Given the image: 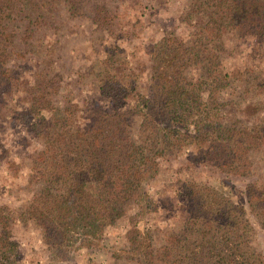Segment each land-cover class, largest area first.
Here are the masks:
<instances>
[{"label":"trees","instance_id":"1","mask_svg":"<svg viewBox=\"0 0 264 264\" xmlns=\"http://www.w3.org/2000/svg\"><path fill=\"white\" fill-rule=\"evenodd\" d=\"M175 1L188 36L162 30L141 56L137 44L118 40L138 37L142 19L124 29L119 9L157 17L163 0H0V114L8 109L40 143L26 155L29 199L0 207V264L20 257L16 221L39 231L51 264L80 250L89 263L98 254L110 264H264L255 246L257 227L264 236V179H250L264 151V66L251 54L242 66L226 64L240 51L228 39L264 46V0ZM73 22H83L92 56L78 79L108 103L83 126L72 101L53 106L68 71L55 58ZM23 62L37 65L27 68L26 107L15 109L9 95ZM184 156L185 165H170ZM208 167L249 178L238 200L200 177ZM163 173L178 215L157 238L146 222L157 209L149 186ZM120 224L121 245H110L107 233Z\"/></svg>","mask_w":264,"mask_h":264},{"label":"rangeland","instance_id":"2","mask_svg":"<svg viewBox=\"0 0 264 264\" xmlns=\"http://www.w3.org/2000/svg\"><path fill=\"white\" fill-rule=\"evenodd\" d=\"M182 5L183 3L180 1L163 0L157 17H151L148 15L149 10H144L140 6L123 3L122 8L119 9V13L121 17L120 24L124 29L128 26L126 23L128 19L134 20L136 17H140L142 21L137 25L136 31L139 35L138 37L128 40L126 36H121L118 41L122 42L124 39L123 43L125 44L128 41L132 44H137L141 50V56H143L149 44L162 34V30L170 29L176 32L177 35L186 38L190 28L186 23L178 19V15L182 11ZM142 11L146 13L143 17L141 16ZM62 32L64 37L61 38L60 43H62V47L65 50L60 49L58 52L59 56L55 58V61L62 64L61 66L67 67L68 71L62 74L64 78L63 88L60 90L53 106L54 109H57L66 105L67 102L72 101L75 105V122L83 126L84 123L90 122L88 120L90 111L106 109L108 108V103L90 88L88 82L84 83V79H78L80 70H83L85 64L89 63L92 58L87 47L89 34L86 32L83 22H73L70 29L67 28ZM130 32L132 33L133 31L130 29ZM56 38L57 35L52 36V39L55 40ZM234 42L239 44L240 51L226 60L227 66H242L248 54L252 55L253 61H255L254 63L264 66V46L257 47L251 38H245L239 41L228 39L229 45H232ZM71 48L75 49V51H71ZM254 48H257V50H254ZM23 64L25 67L17 69L18 71H22V83L17 90L9 95L10 99H12L10 100V107H14L15 109L26 107L27 94L25 89L30 80L27 68L32 69L37 65L36 62H23ZM140 72L141 88L147 89L145 69H142ZM262 99L264 101V97ZM11 115L8 109H4L0 114V207L7 206L15 208L30 197V191L26 185V155L39 148L40 143L26 123L17 119L15 120ZM255 156L254 173L250 179L261 180L264 179V166L262 165L264 151L261 154H255ZM186 157L176 158L170 165L178 167L185 165ZM12 164H18V166L13 167ZM176 175L173 176V179ZM180 175L182 177L184 176L182 172H180ZM167 177H169V174L163 173L158 184H151L149 186L150 196L156 202L157 209L147 216L146 222L147 226L153 230L154 236H157V238L162 234V231L158 232V230H161L169 222L175 223L176 219L174 217L178 215V213L175 215L173 213L175 210L177 211L178 207L175 208V204L179 201L174 197L173 188L168 183L172 178ZM200 177L209 181L211 184L219 185L236 200L239 199L237 194L239 195V191L243 189V184L249 180V178L225 176L209 167L200 173ZM173 205L174 207L172 208L171 206ZM165 206L167 208H164ZM12 231L14 239L18 242V251L20 253V257L15 264H51L48 262L37 229H34L30 225L25 226L19 221H16L12 226ZM123 233L124 226L121 224L117 225L108 231L106 236L108 243L115 246L121 245L120 239ZM255 246L264 255V236L258 227ZM111 260L112 258H105L97 254L95 259L89 263L86 252L80 250L70 262L64 261L58 264H110ZM120 264L127 263L120 262Z\"/></svg>","mask_w":264,"mask_h":264}]
</instances>
